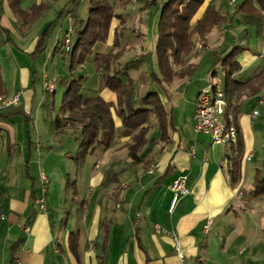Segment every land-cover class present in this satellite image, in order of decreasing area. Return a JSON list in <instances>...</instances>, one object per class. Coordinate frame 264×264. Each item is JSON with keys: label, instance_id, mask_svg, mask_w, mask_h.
<instances>
[{"label": "crops", "instance_id": "crops-1", "mask_svg": "<svg viewBox=\"0 0 264 264\" xmlns=\"http://www.w3.org/2000/svg\"><path fill=\"white\" fill-rule=\"evenodd\" d=\"M58 1L21 0L19 6L25 12L34 5L45 6L46 12ZM147 1L153 0L136 3ZM167 1L156 0L144 12L151 16L155 11L157 18ZM243 1L186 0L195 11L193 25L203 19L209 6L226 19L208 35L203 48L190 55L188 63L196 66L190 77L160 87L151 83L149 65H131L123 72L121 79H133L138 96L158 93L170 120L165 136L151 116L138 160L131 158L129 146L136 133L123 127L113 108L115 138L111 146L97 149L78 163L70 156L80 148L81 133L54 129L60 106L55 104L47 113L43 89L47 77L50 81L58 78L55 94L62 90L64 95L60 81L70 74L71 55L67 61L62 55L66 64L61 72V63L56 60L58 53L62 54L61 40H57L48 57L42 59L49 37L38 54L37 44L43 33L29 37V31L45 12L24 27L17 14L18 0H1L0 47H14L25 60L16 71L13 92L0 71L5 97L19 94L15 107L30 118L27 121L22 115H13L0 120V264H209L215 262L216 250L230 257L236 247L239 254L247 253L242 264H264V194H250L256 181L264 179V89L241 101L236 124L242 151L239 157H233L238 163L235 183L233 167L225 160L226 148L213 144L209 135L197 134L193 120L201 90L209 83L219 90L224 85L221 65L213 68L217 59H224L237 46L245 47L237 59L240 71L234 76L239 83L252 80L264 70V59L246 40L252 37L250 33L256 34L257 49L264 46V29H259L256 17L249 18L251 7L257 8V4L251 0L250 7L242 8ZM63 2L64 12L57 21L68 25L66 37L73 27L71 12L76 4L72 0ZM78 3L81 5V0ZM80 16L87 19L82 6ZM119 17L112 21L108 40L96 44L93 54L74 72V78H85L88 92L115 105L117 98L105 88L101 72L94 68L96 80L91 82L94 75L86 74L85 65L114 49L115 31L120 43L115 52L125 49L115 68L149 52L133 53L121 42L125 20ZM140 33L146 38L149 30L139 28L136 34ZM42 175L47 177L46 184ZM181 176L188 177L190 190L170 213L171 185ZM44 187L47 211L41 212L36 200L42 197ZM209 220L212 224L206 232ZM27 227L29 232L25 231ZM176 246L185 255L183 262Z\"/></svg>", "mask_w": 264, "mask_h": 264}, {"label": "trees", "instance_id": "trees-1", "mask_svg": "<svg viewBox=\"0 0 264 264\" xmlns=\"http://www.w3.org/2000/svg\"><path fill=\"white\" fill-rule=\"evenodd\" d=\"M20 1L18 0L17 3V14L24 27L31 26L46 10L45 6L34 5L25 12L19 6ZM78 1L72 0L76 4L71 12L75 42L70 54V74L60 81V86L65 89V93L59 114L53 121L54 129L58 132L80 131V148L75 157H70L82 163L97 148H109L114 141L115 122L111 113L114 108L123 127L136 133L134 143L129 146V156L138 160L137 155L146 143L151 116L156 119L163 136L166 134L170 120L158 93L151 91L145 96H138L134 80L129 79L124 82L121 79L123 72H127L131 65L147 64L150 66L151 83L160 87L171 85L176 79L190 77L196 70L195 65L188 63L196 41L205 43L214 28L226 19L214 6H209L203 19L193 25L195 11L186 5V0H168L163 3L161 9L155 53L142 54L122 68L114 67L125 52V49L117 53L114 50L120 47L118 32L115 31L114 49L97 55L93 62L96 71L101 72L105 88L116 96L117 104L115 105L105 101L97 93L88 92L84 86L85 78L83 76L74 78V72L83 66L85 60L93 54L96 44L105 43L108 40L112 21L119 16L115 14V8L110 4V0H91L88 18L83 20L80 16ZM155 1H147L146 5ZM250 1L244 0L242 8L250 7ZM255 2L257 8L251 7L249 18L256 17V22L262 31L264 29V0H255ZM63 12L59 16H62ZM50 29L45 30L38 41V54L44 50ZM244 51L245 47L237 46L224 59H217L213 65V68L221 65L224 85L220 90L224 93L235 118L240 114L242 99L255 96L264 89V70L246 83L234 80L235 74L240 71L237 59ZM45 94L47 96L45 109L47 113H51L55 108V92H45ZM5 95L6 89L0 73V97H5ZM13 115H22L27 121L30 118L20 107L10 106L0 110V120L8 119ZM241 151L242 144L239 137L235 157H239ZM231 177L235 183L238 177L237 158L233 162ZM250 194L254 196L264 194V179L256 181Z\"/></svg>", "mask_w": 264, "mask_h": 264}, {"label": "rangeland", "instance_id": "rangeland-1", "mask_svg": "<svg viewBox=\"0 0 264 264\" xmlns=\"http://www.w3.org/2000/svg\"><path fill=\"white\" fill-rule=\"evenodd\" d=\"M63 1L64 0H60L57 3L55 2L51 4L49 9L45 12V14L42 17H40L37 23L33 27H31L29 31V37H30V34L33 36L37 34L38 36H41L45 30H47L48 28H51L50 36L46 44L47 50L45 51L46 53L42 59H46L48 57V55L53 50V47L55 46L57 40H61V45L64 41V38H65L64 35H65V32L67 31L68 25L66 24L64 25L63 21L61 22L57 21L59 18V15L61 14V12H63L65 8V2ZM90 1L91 0H81V5H80L82 6L83 16L87 18H88L89 13L86 9L89 7ZM136 2L137 0H130V2L128 3L120 2L119 0H110V4L115 8L116 14L120 16V18H123L125 20V25H123V27L121 28V31H122L121 42L124 45H127L128 48L131 50V52L136 53V54H141L142 51L146 52L147 49L149 52L155 53V45H156V41L158 37V24H159L161 12L159 13V17L157 15V18L154 16L155 11H153L151 16H147L146 12H144V10L147 8V5L144 2H139V3H136ZM120 26L121 24L118 27ZM146 27L149 30V33L148 35H146V38H144V35H142V33H140V35L136 34L139 28L144 30ZM11 32H12V35L15 36L14 31H11ZM250 34L252 35V37L251 36L246 37L248 38L246 39L247 42L249 41V44L252 50L253 48H255L254 49L255 52H258V54L261 55V58L264 59V57L262 56L264 47L262 49H257V46H256L257 43H256V40L254 39L256 34L255 35H253L252 33ZM203 45H204L203 42L196 41V46L194 48V51L197 50V48L202 49ZM62 55L65 56V61H67L68 56H70V54L58 53L56 60L61 63L60 65L61 72H62V69L64 71V65L66 64V62L62 59ZM24 64H25V60L21 58L20 53L17 52V50H14V47L12 48L10 46L0 47V66L3 72V76L6 79L8 90L10 92L14 91L13 81L15 79L16 71L20 69V67L24 66ZM117 66H118V63L116 67ZM140 66H145V65L141 64ZM218 66L220 67V65ZM85 68H86V74H88L89 76L94 75L95 77V71H94L93 64H90V65L86 64ZM146 69L149 70V67L146 66ZM43 71H44V68H43ZM57 76H61V75H59V73L57 72ZM94 77L91 78L90 80L91 82L96 80V77L95 79ZM141 78L142 79L145 78L144 80L146 81L148 79L146 75H142ZM48 79L49 78L47 77L46 80ZM58 80L59 79L57 78L54 81L51 80V82L53 83L55 82L54 85H56ZM88 84L89 83H87V85ZM59 88L61 87L59 86ZM62 98H63V91L61 90V92L59 91L55 94V97H54L55 104H58L59 106H61ZM97 149L90 156H93L95 152L97 151ZM76 154L77 153H75L72 156L75 157ZM74 162H76V160ZM215 252H218L217 254H215V262H210L209 264H242V262L246 260V256H247V253L239 254V249L237 247L231 250L230 257L224 256L221 250H218V251L216 250ZM247 264H250V263L247 262Z\"/></svg>", "mask_w": 264, "mask_h": 264}, {"label": "built area", "instance_id": "built-area-1", "mask_svg": "<svg viewBox=\"0 0 264 264\" xmlns=\"http://www.w3.org/2000/svg\"><path fill=\"white\" fill-rule=\"evenodd\" d=\"M73 44L74 34L73 30H70L61 45V52L63 54H71ZM262 56L264 57V48ZM43 89L47 93H54L55 85L53 82L46 80L43 83ZM19 101V94L12 98L0 97V110L10 106H16ZM257 115L258 111H255L254 117ZM193 120L194 131L197 134L209 135L213 144L222 145L226 148L225 160L230 162V166L233 167V157L236 155L235 150L239 143L240 133L236 124V118L233 111L229 108L224 93L212 83L204 87L198 95L195 102ZM150 172H152V169ZM42 180L44 184L48 181L44 175H42ZM189 190L187 176H181L173 182L171 185L173 196L170 203V213H173L181 199L189 193ZM46 192V188L44 187L42 197L36 200V205L41 212L47 211L45 202ZM211 224L212 221L209 220L204 227V231L208 232ZM25 231L29 232L30 229L27 227ZM176 249L180 260L183 262L185 260L184 253L178 246H176Z\"/></svg>", "mask_w": 264, "mask_h": 264}]
</instances>
